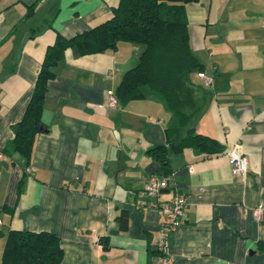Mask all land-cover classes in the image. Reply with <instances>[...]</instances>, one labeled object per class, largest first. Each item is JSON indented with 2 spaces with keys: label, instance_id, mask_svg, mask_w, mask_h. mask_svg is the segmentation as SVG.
I'll return each mask as SVG.
<instances>
[{
  "label": "crops",
  "instance_id": "crops-1",
  "mask_svg": "<svg viewBox=\"0 0 264 264\" xmlns=\"http://www.w3.org/2000/svg\"><path fill=\"white\" fill-rule=\"evenodd\" d=\"M119 0H0V262L10 230L47 231L63 244L62 264H156L153 251L165 220L162 205L188 194L184 220L170 235L172 264H264V0H199L186 4L192 49L205 75L192 79L207 103L197 132L218 139L222 153L176 151L171 113L149 93L109 109L142 45L80 55L68 48L48 83L29 166L4 153L25 113L46 50L58 33L72 37L108 18ZM31 6H34L31 10ZM167 146L169 187L151 152ZM249 157L235 175L228 151Z\"/></svg>",
  "mask_w": 264,
  "mask_h": 264
},
{
  "label": "trees",
  "instance_id": "trees-1",
  "mask_svg": "<svg viewBox=\"0 0 264 264\" xmlns=\"http://www.w3.org/2000/svg\"><path fill=\"white\" fill-rule=\"evenodd\" d=\"M199 0H119L108 18L72 37L58 33L49 45L22 119L13 125L14 137L4 153H19L24 169L29 166L35 138L45 129L41 120L48 83L56 76L68 48L78 54L102 53L118 49L121 42L143 46L138 61L123 75L115 93L120 104L152 93L171 113L169 142L176 151L194 148L207 155L222 153L225 145L214 137L197 132L195 121L204 110L207 94L192 79L203 65L195 55L189 29L186 4ZM34 6H31V10ZM151 152L161 162L163 176H169L167 146H155ZM63 244L55 233L10 230L0 264H62ZM159 249L154 247L156 264Z\"/></svg>",
  "mask_w": 264,
  "mask_h": 264
},
{
  "label": "built area",
  "instance_id": "built-area-1",
  "mask_svg": "<svg viewBox=\"0 0 264 264\" xmlns=\"http://www.w3.org/2000/svg\"><path fill=\"white\" fill-rule=\"evenodd\" d=\"M204 79V83L212 85L213 79L205 75L204 72L198 73ZM109 109H115L120 105L119 99L114 89L107 91V100L105 103ZM229 162L232 166L235 175H246L249 170V157L237 146L228 151ZM169 177H162L157 174L152 175L146 185V193L151 196H156L160 191L169 187ZM189 202V196L183 192H175L173 198L162 205V210L165 220L160 227V237L156 243L157 249L160 251L158 256L159 264H172L173 257L170 252L169 239L171 233L179 226L184 220L185 207ZM253 215L256 219L260 220L264 216V201L260 202L253 208ZM2 220L0 219V224Z\"/></svg>",
  "mask_w": 264,
  "mask_h": 264
}]
</instances>
